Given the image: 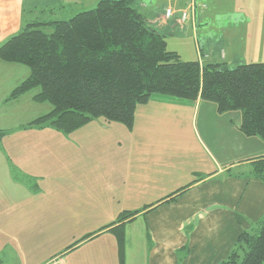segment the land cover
I'll return each mask as SVG.
<instances>
[{"label":"crops","instance_id":"0c3cea01","mask_svg":"<svg viewBox=\"0 0 264 264\" xmlns=\"http://www.w3.org/2000/svg\"><path fill=\"white\" fill-rule=\"evenodd\" d=\"M99 1L0 0V44L34 20H66L94 8ZM186 1L133 0V6L149 27L167 39L179 31L191 34L195 42L197 38L198 42L202 40L205 48L198 49V53L204 59H197L201 64L231 62L238 53L247 59H260L257 54L264 51V47L259 51L263 42L249 49L241 40L253 38L243 35L245 25L238 28L232 22L209 23L214 13L209 0L205 11L196 9L184 24L178 16L164 18L167 6L177 15L186 9ZM240 9H244V3L233 0L232 11ZM193 24L199 32L195 37ZM210 29L227 31V39L214 37L216 41L228 40V53L224 51L223 58L206 42L204 36ZM28 76L27 69L0 61V110H6L0 112V127L10 131L0 138V197H7V189L17 190L6 205L12 206L13 213L0 214V236L9 234L20 253L22 245L33 250L31 244L37 243L33 238L36 222L49 223L61 212L58 217H75L85 223L84 240L79 245L84 251L72 264H119L115 237L108 229H102L123 211H138L124 225V264H223L238 237L263 219L264 183L254 178L252 171L253 162L264 156V142L240 132V112L219 114L215 104L200 98L187 101L154 95L135 109L128 133L115 135L116 139L110 141L81 136L79 145L83 148L87 144L88 149H93L68 155L69 159L78 160L74 170L69 163H55L56 153L49 151L47 145L48 139L51 142L53 138L48 132L70 138L79 130L65 135L48 127L22 129L37 117L21 119L14 110L26 96L36 104L31 100L34 92L4 103ZM50 110L51 107L46 113ZM182 114L185 117L179 119ZM173 125H186L184 130L198 147L196 152L181 150L180 134L184 130ZM194 157L198 160L193 169L182 168V160ZM134 191L139 192L135 197L141 201V208H120L124 198L132 197ZM59 203L64 210L53 208ZM11 215L13 219L9 221L16 225L8 232L11 225H6L5 220ZM139 219L141 223L131 230ZM6 246L9 247L2 244L0 255L13 252Z\"/></svg>","mask_w":264,"mask_h":264},{"label":"trees","instance_id":"16d2710c","mask_svg":"<svg viewBox=\"0 0 264 264\" xmlns=\"http://www.w3.org/2000/svg\"><path fill=\"white\" fill-rule=\"evenodd\" d=\"M0 61L29 71L5 104L34 92L35 103L51 107L22 129L48 127L69 135L98 119L131 128L136 107L159 95L200 98L219 114L238 111L240 132L264 142V63L230 69L183 61L167 50L166 38L147 25L133 0H100L66 20H34L1 44ZM9 132L0 131V138ZM252 174L264 183V156L253 162ZM137 214L123 211L102 229L115 237L119 264L124 225ZM223 264H264V217L238 237Z\"/></svg>","mask_w":264,"mask_h":264},{"label":"rangeland","instance_id":"374dc122","mask_svg":"<svg viewBox=\"0 0 264 264\" xmlns=\"http://www.w3.org/2000/svg\"><path fill=\"white\" fill-rule=\"evenodd\" d=\"M197 4H199L201 7L198 8L199 12L205 11L207 8V0H197ZM233 0H209V7L213 10L214 13H212V18L209 20L210 24L217 23L218 25H221L222 23H229L232 22L233 25L236 27L244 26L243 28H246V31H243V35H248V37L253 36V38L248 39H241L242 37V31L238 32V41L240 39L245 41L246 47H249L251 49L252 46H254L257 43H261L259 45V51L261 52L264 47V0H241V2L244 3V9H240L239 12L234 13L232 11V2ZM237 2L240 3V0H237ZM186 9L183 11H186L188 9V0L186 1ZM167 9H172L171 6H167L165 11ZM162 10V9H161ZM173 10V9H172ZM164 11V12H165ZM174 11V10H173ZM181 12V11H180ZM175 16H178L177 19L180 22L179 13L176 15V13L170 17L164 18L166 20H169ZM181 24H184L180 22ZM192 34L198 35L199 33L197 31V27L193 24L191 26ZM182 31V28L179 29ZM50 31V30H49ZM47 31V33L49 32ZM215 31V32H214ZM227 31L221 30H207L205 33V39L206 42H208L209 47H214V49L220 52V56L223 58V54L226 52L228 53V49L226 47V43L228 40H214V37L216 35L224 36L227 39L226 35ZM18 34V33H17ZM167 39V37H166ZM167 50L177 52L180 58L183 61L189 62V61H197L199 58L200 61H203L204 56L201 54L199 50H204L205 44L202 43L198 38L197 42L194 41L191 34H187L186 32H176L172 38H168L167 40ZM219 44V45H218ZM233 43H230L229 46H232ZM1 46V44H0ZM220 48V49H219ZM225 51V52H224ZM264 51H262L261 54H263ZM199 54V55H198ZM261 54H257L260 59L252 60L247 59L248 57L242 53H238L235 56V59L231 62H224L230 69H234L237 66L240 65H246V64H262L264 63V56H261ZM233 56V55H232ZM234 57V56H233ZM16 65V67H22L24 69H27L25 66ZM29 94V93H27ZM158 97H165V96H159ZM30 96H26L21 100V106L19 108L17 107L16 110H14L17 115H20L19 117L21 119H26L28 116L30 117H38L46 114L48 108L50 107L46 103L42 104H32L29 102ZM169 98V97H165ZM164 98V99H165ZM172 100H176V98H171ZM26 100V101H24ZM28 100V101H27ZM32 100V98H31ZM178 100V99H177ZM180 100V99H179ZM14 101V100H12ZM33 101V100H32ZM156 101V100H154ZM34 102V101H33ZM140 106H137L138 109H140ZM136 107V108H137ZM6 110H0V112H5ZM182 113V112H181ZM180 114V113H179ZM182 116L185 117L184 114H182L179 119H182ZM176 127V125H173ZM178 126V125H177ZM4 127H0V131L4 130ZM176 129L184 130L186 129V125H181L179 127H176ZM129 128L124 126L123 124H107L102 119L94 120L90 122L88 125L82 127L79 129L78 132H75L73 135H71L70 138H66L65 136H62L60 134H57L55 132H48L50 135H52V141L49 142L48 139V148L49 151L52 149L56 154L53 157L55 163H57L59 166L64 165L65 163H69L70 166L74 167V170L78 167V160L75 157L74 160L69 159L68 155L72 153H77L79 150H92L93 148L90 147L87 148L88 145L84 144L83 148L79 145V139L82 136L83 137H104L107 141H110L116 139L114 138L115 135H118L122 132L128 133ZM182 136V143H181V150L182 151H197L198 147L196 149L195 143L193 144L190 140V135H188V132L186 130L182 131L180 134ZM79 137V138H78ZM168 143V142H167ZM169 144V143H168ZM152 148V146H150ZM1 151V150H0ZM186 157V156H185ZM201 158V157H200ZM198 160V157H194L191 159H184L182 160V168H191L193 169V165L196 164ZM201 160V159H200ZM200 162V161H199ZM187 169V170H188ZM16 187V186H15ZM16 188H10L7 189V197H0V212H2L4 209H7V212H2L0 214L6 216L7 213L12 214L13 209L12 206H6L9 200H12L16 194L17 190ZM138 191L133 192L132 197L124 198L122 201L123 205L120 206V208H123L124 210H136L141 208V201L136 199L135 195L138 194ZM11 204H13L11 202ZM60 204V203H59ZM114 205V203H111ZM4 206V207H3ZM58 207V210H61L64 207H62V203L60 205H54L53 208ZM119 208V207H118ZM57 216L53 218V220L49 223L40 222L37 221L36 228L34 229L35 232L33 234V238L35 237V241L37 243L31 244L33 247V250L30 249V246L27 247L25 245L21 246L22 252L20 253L17 246H15L14 243L10 239V235L8 237L0 236V248L2 244L9 245L6 246L10 248V250H13L12 253H4L0 255V261L2 263L0 264H72L78 262L79 255L81 254V251H84L83 248H79V245L84 240V230L86 229L84 227V222H80L75 217H58V215H61V212L56 213ZM54 217V216H53ZM58 217V218H57ZM10 219H13L12 215L8 216L5 220V224L9 223L11 226L9 227L8 232L14 229L15 223L12 221H9ZM142 220H138L137 222H134V226H131V230H134L135 226L139 225ZM47 225V226H46ZM6 232V231H4ZM5 247V248H6ZM1 250V249H0ZM80 253V254H79ZM83 253V252H82ZM53 260H57L56 262H53Z\"/></svg>","mask_w":264,"mask_h":264},{"label":"built area","instance_id":"2783aa9c","mask_svg":"<svg viewBox=\"0 0 264 264\" xmlns=\"http://www.w3.org/2000/svg\"><path fill=\"white\" fill-rule=\"evenodd\" d=\"M188 9L186 11H181L179 12V18H180V22L184 23L186 21H188L191 17V13L194 16V11L198 8H200L201 6L199 4H197L195 2V0H189L188 1ZM175 14V12L172 9H167L165 11V17L168 19L170 17H172Z\"/></svg>","mask_w":264,"mask_h":264}]
</instances>
